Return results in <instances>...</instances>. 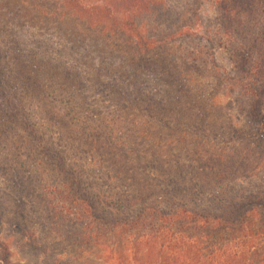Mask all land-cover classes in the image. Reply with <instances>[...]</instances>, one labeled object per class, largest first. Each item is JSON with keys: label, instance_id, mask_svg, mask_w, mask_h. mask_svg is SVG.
<instances>
[{"label": "trees", "instance_id": "16d2710c", "mask_svg": "<svg viewBox=\"0 0 264 264\" xmlns=\"http://www.w3.org/2000/svg\"><path fill=\"white\" fill-rule=\"evenodd\" d=\"M0 160L102 264H264V0H0Z\"/></svg>", "mask_w": 264, "mask_h": 264}, {"label": "rangeland", "instance_id": "374dc122", "mask_svg": "<svg viewBox=\"0 0 264 264\" xmlns=\"http://www.w3.org/2000/svg\"><path fill=\"white\" fill-rule=\"evenodd\" d=\"M15 166L0 160V209L6 215L4 238L11 246L13 261L17 264H102L93 255L97 252L95 246H82L61 229L51 230L48 207L41 198L40 188L30 179L19 177Z\"/></svg>", "mask_w": 264, "mask_h": 264}]
</instances>
